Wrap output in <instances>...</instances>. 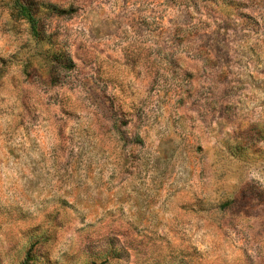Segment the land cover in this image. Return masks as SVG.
Returning a JSON list of instances; mask_svg holds the SVG:
<instances>
[{
    "label": "clouds",
    "instance_id": "1",
    "mask_svg": "<svg viewBox=\"0 0 264 264\" xmlns=\"http://www.w3.org/2000/svg\"><path fill=\"white\" fill-rule=\"evenodd\" d=\"M0 264H264V0H0Z\"/></svg>",
    "mask_w": 264,
    "mask_h": 264
}]
</instances>
